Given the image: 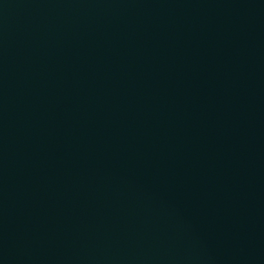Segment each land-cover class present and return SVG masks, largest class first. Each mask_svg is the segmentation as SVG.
Segmentation results:
<instances>
[{"label":"water","instance_id":"1","mask_svg":"<svg viewBox=\"0 0 264 264\" xmlns=\"http://www.w3.org/2000/svg\"><path fill=\"white\" fill-rule=\"evenodd\" d=\"M0 264H264V0H0Z\"/></svg>","mask_w":264,"mask_h":264}]
</instances>
